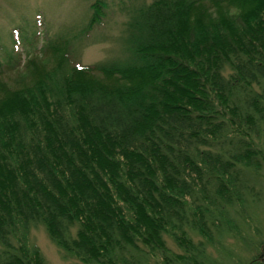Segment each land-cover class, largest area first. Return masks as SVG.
Returning <instances> with one entry per match:
<instances>
[{
  "label": "trees",
  "instance_id": "16d2710c",
  "mask_svg": "<svg viewBox=\"0 0 264 264\" xmlns=\"http://www.w3.org/2000/svg\"><path fill=\"white\" fill-rule=\"evenodd\" d=\"M71 40L0 101V264H47L39 226L85 264H264V0L138 2L122 59Z\"/></svg>",
  "mask_w": 264,
  "mask_h": 264
},
{
  "label": "rangeland",
  "instance_id": "374dc122",
  "mask_svg": "<svg viewBox=\"0 0 264 264\" xmlns=\"http://www.w3.org/2000/svg\"><path fill=\"white\" fill-rule=\"evenodd\" d=\"M150 1L100 0V21L83 32L93 14L91 5L97 0H0V61L10 52L21 64L19 68L0 75V101L13 89L44 83L61 60L63 49L47 46L53 40L61 44V38L72 37L71 58L83 66L124 58L127 52L123 37L128 11L138 2ZM15 27L21 29L20 37L13 33ZM14 37L19 39L17 46ZM260 210L264 223V192ZM31 241L39 247L47 264H85L77 258L66 257L50 241L43 226L32 229ZM225 243L232 249L234 257L235 254L237 258L250 255L234 239Z\"/></svg>",
  "mask_w": 264,
  "mask_h": 264
}]
</instances>
